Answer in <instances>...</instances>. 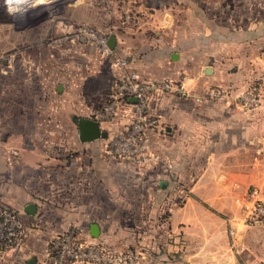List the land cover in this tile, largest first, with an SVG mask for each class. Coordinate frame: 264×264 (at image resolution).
Wrapping results in <instances>:
<instances>
[{
  "label": "crops",
  "instance_id": "0c3cea01",
  "mask_svg": "<svg viewBox=\"0 0 264 264\" xmlns=\"http://www.w3.org/2000/svg\"><path fill=\"white\" fill-rule=\"evenodd\" d=\"M134 8L113 30V48L128 58V69L181 80L191 91L148 102L158 163L139 166L108 153L105 141L127 125V107L98 121L105 135L79 138L78 119L91 118L122 70L104 57L73 69L65 63L54 75L20 72L14 63L1 73L13 69L28 83L23 98L0 99V201L31 230L22 261L34 256L42 264L48 240L72 226L86 239L134 249L137 264H264V225L243 222L235 188L261 176L264 94L245 107L239 92L264 84V0H141ZM212 86L227 93L194 98ZM51 92L61 108L49 107ZM175 181L183 190H174Z\"/></svg>",
  "mask_w": 264,
  "mask_h": 264
},
{
  "label": "built area",
  "instance_id": "2783aa9c",
  "mask_svg": "<svg viewBox=\"0 0 264 264\" xmlns=\"http://www.w3.org/2000/svg\"><path fill=\"white\" fill-rule=\"evenodd\" d=\"M84 34L91 43L99 45L100 51L108 57L113 66L122 68L117 79L108 88L105 101L90 111L92 119L105 121L116 116L123 107L130 110V119L125 128L108 137L106 143L108 153L118 160L139 166L158 163L160 155L152 148L150 139V131L157 124V119L150 113L148 102L166 92L174 91L182 96H189L191 91L181 80L155 79L142 76L134 69H128L125 55L107 46L108 33L97 28H88ZM22 62L20 65L25 70L39 66L28 60ZM12 63V57H9L6 65H0V70ZM254 89L253 87L252 91L239 93L240 103L243 106L255 105L259 97L264 94V86ZM224 94H226L224 87L212 86L193 96L198 100L202 96L218 98ZM131 96L135 98L134 101L129 99ZM256 154H261L262 158H260L259 180L235 185L239 192L236 199L245 209L243 222L247 225H264V147L258 148ZM257 158L258 156H255V159ZM228 232L233 234L231 228ZM24 236V227L15 210L0 201V245L15 249L23 243ZM136 255L134 249L115 250L103 242L86 239L72 226L54 235L45 251L48 262L51 261L52 264H72L74 261L95 264H135ZM253 264L261 263L256 260Z\"/></svg>",
  "mask_w": 264,
  "mask_h": 264
},
{
  "label": "rangeland",
  "instance_id": "374dc122",
  "mask_svg": "<svg viewBox=\"0 0 264 264\" xmlns=\"http://www.w3.org/2000/svg\"><path fill=\"white\" fill-rule=\"evenodd\" d=\"M140 1L56 0L47 9L39 8L28 12L23 20H13L0 7V65H6L9 57H12V62L17 66L23 63L22 60H28L39 65L38 68L33 67L31 70L21 69L19 71L38 76L39 74L48 72L54 75L57 73V70L53 68L62 66L65 63V66L73 69L76 62L93 58L95 55L97 57H104L108 63L109 59L100 51L99 45L91 43L84 32H87L88 28H97L108 34L113 33V30L120 29L121 25L125 24V21L131 19L132 15L135 16L137 14L134 7ZM0 4H2V0ZM126 60L128 62L127 57ZM5 70L6 68L0 70V80H2L0 84L6 85L5 87L4 85L0 87V99L10 102L9 100L12 98H23L24 89L28 83L22 80L23 78L21 77L25 78L26 75L19 73L20 76L16 78L12 75L13 69L8 68L5 74H1ZM73 71H70L71 76ZM253 86H255V81L253 84H248L239 93L248 90L252 91ZM258 86L256 85V87ZM261 86H264V84L262 85L260 82V88ZM49 89H52V86H49ZM225 90L227 93V88ZM13 91H15L14 94L12 93ZM48 100L49 107L53 109L58 108L57 106L61 104L60 98L53 92H51ZM68 100L71 103L72 100L70 98ZM59 107L61 108V105ZM66 121L69 125L68 118H66ZM107 141L108 138L105 142L107 143ZM56 174L55 169L51 168L49 170V179L57 187L59 180ZM176 186L181 188L179 183L174 182L173 188H176ZM178 197H181V195ZM15 212L24 227L25 236L23 243L15 249L0 245V264H24L22 257L30 253L29 250L26 252L25 249L31 230L26 226V222H23L24 220H22L19 212L16 210ZM51 239L52 237L47 242V248ZM113 248L116 249L115 247ZM120 248L116 250H120ZM40 260L42 264H52L51 261L50 263L48 262L45 252L42 253ZM137 260L138 257H135V264H137ZM80 263L95 264L84 261Z\"/></svg>",
  "mask_w": 264,
  "mask_h": 264
},
{
  "label": "water",
  "instance_id": "95a60500",
  "mask_svg": "<svg viewBox=\"0 0 264 264\" xmlns=\"http://www.w3.org/2000/svg\"><path fill=\"white\" fill-rule=\"evenodd\" d=\"M106 44L109 48H113L115 45V35L114 33H109L107 37ZM206 70H208V67H206ZM131 101H134L135 98L131 96L129 98ZM78 136L81 140H89L92 138H95L99 135H105L103 131H100L98 121L89 117H80L78 119ZM159 185H165L164 180L159 181ZM35 209V205L32 203H29L25 206V210L28 212H33ZM97 230L91 231L92 234H95ZM27 264H41L38 263L34 256H31L26 261Z\"/></svg>",
  "mask_w": 264,
  "mask_h": 264
},
{
  "label": "clouds",
  "instance_id": "9594fccd",
  "mask_svg": "<svg viewBox=\"0 0 264 264\" xmlns=\"http://www.w3.org/2000/svg\"><path fill=\"white\" fill-rule=\"evenodd\" d=\"M56 0H2V7L13 20H23L26 14L35 9H47Z\"/></svg>",
  "mask_w": 264,
  "mask_h": 264
},
{
  "label": "trees",
  "instance_id": "16d2710c",
  "mask_svg": "<svg viewBox=\"0 0 264 264\" xmlns=\"http://www.w3.org/2000/svg\"><path fill=\"white\" fill-rule=\"evenodd\" d=\"M175 182L179 183V185H180L181 188H179V187L176 186V188H174V190H180V191L183 190V187L181 186V183L178 182V181H175ZM177 198H180V199H181V197H178L177 194H176L175 196H173V201L175 200L176 202H179L180 199H177ZM176 199H177V200H176ZM165 212H166V211H164V212L162 213V217L165 215Z\"/></svg>",
  "mask_w": 264,
  "mask_h": 264
}]
</instances>
